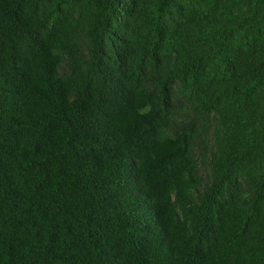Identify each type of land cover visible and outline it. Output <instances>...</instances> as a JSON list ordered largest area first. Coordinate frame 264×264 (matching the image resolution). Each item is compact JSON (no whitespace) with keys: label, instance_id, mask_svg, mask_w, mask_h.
<instances>
[{"label":"trees","instance_id":"obj_1","mask_svg":"<svg viewBox=\"0 0 264 264\" xmlns=\"http://www.w3.org/2000/svg\"><path fill=\"white\" fill-rule=\"evenodd\" d=\"M0 264H264V0H0Z\"/></svg>","mask_w":264,"mask_h":264}]
</instances>
